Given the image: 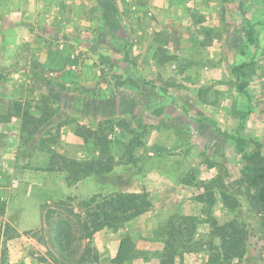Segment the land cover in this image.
I'll return each mask as SVG.
<instances>
[{
    "label": "rangeland",
    "instance_id": "obj_1",
    "mask_svg": "<svg viewBox=\"0 0 264 264\" xmlns=\"http://www.w3.org/2000/svg\"><path fill=\"white\" fill-rule=\"evenodd\" d=\"M259 163L264 0H0V264H219L229 221L231 264H264ZM142 190L145 212L72 239L60 199Z\"/></svg>",
    "mask_w": 264,
    "mask_h": 264
},
{
    "label": "trees",
    "instance_id": "obj_2",
    "mask_svg": "<svg viewBox=\"0 0 264 264\" xmlns=\"http://www.w3.org/2000/svg\"><path fill=\"white\" fill-rule=\"evenodd\" d=\"M250 40L252 41L253 38L251 37ZM15 114L21 116L23 118V122L25 120V125L27 122H33L34 120H39L35 114H32L31 110L28 108H22V104L17 103L16 112ZM41 122V120H40ZM40 123L37 121L35 122L34 130L38 128ZM89 136L95 135L97 136L96 130L88 128ZM31 132H33L31 130ZM97 143H101L102 139H99L97 136ZM75 172L76 175L82 174H90L93 172L101 173L107 172L110 170V166L107 163H103L102 159L99 160H92L91 162H75ZM253 171V176L250 178L251 183L253 186L258 188V196L259 200L264 202V164H255V166L251 167ZM90 172V173H89ZM70 177V176H69ZM75 179L81 178V176H73ZM74 198L72 196L67 197V199H60V205L69 210V212L73 216H77V221L80 224V234L72 238V234L68 233V229L72 228V217L71 216H60L59 221H62L64 224L61 226L57 224L54 226V231L56 232L52 238V242L54 245H58V251L62 252L66 250L67 239H81L90 237L95 231L104 229V228H111V229H118L120 228L125 222L139 216L143 212H145L149 208L150 198L149 192L146 190L142 191H112L109 193H102L96 192L90 196L83 197L79 200V210L75 211L74 206L69 203ZM69 200V201H68ZM75 229V228H74ZM225 232L223 234V247L225 246V251L223 253V258L219 264H231V259L238 256L240 253V241L241 238L237 236L238 228L232 222L229 221L225 224ZM72 232V230H71ZM128 238V236H127ZM120 247V253L124 254L125 252V242L122 240ZM233 248H230L232 247ZM128 252V248H127ZM60 263L64 264L65 262L59 261ZM216 263V261H215ZM213 263V264H215Z\"/></svg>",
    "mask_w": 264,
    "mask_h": 264
}]
</instances>
